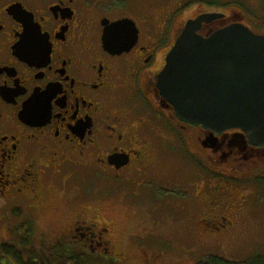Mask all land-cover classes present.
Here are the masks:
<instances>
[{
	"label": "flooded vegetation",
	"instance_id": "1",
	"mask_svg": "<svg viewBox=\"0 0 264 264\" xmlns=\"http://www.w3.org/2000/svg\"><path fill=\"white\" fill-rule=\"evenodd\" d=\"M198 20L202 37L232 26L264 37V0H0V228L28 239L19 249L38 252L33 240L46 237L37 219L52 180L124 190L175 174L181 160L201 175L190 186L209 206L193 229L198 244L239 233L264 189V146L239 129L181 122L158 89L168 54ZM78 207L49 253L116 261L113 225L91 201Z\"/></svg>",
	"mask_w": 264,
	"mask_h": 264
},
{
	"label": "rangeland",
	"instance_id": "2",
	"mask_svg": "<svg viewBox=\"0 0 264 264\" xmlns=\"http://www.w3.org/2000/svg\"><path fill=\"white\" fill-rule=\"evenodd\" d=\"M180 162L175 174L171 170L155 171L124 190L104 192L100 185V191H91L79 176L70 178L67 174L52 180L37 219L48 231L43 240H33L38 252L19 249L31 248L28 239L19 240L0 228V264H71L67 257H73L77 264H200L211 257L247 264L257 257L264 258V189L256 197L259 203L255 202L254 209L251 206L250 212L239 219V233L221 246L200 245L193 229L209 206L196 199L198 192L190 186L201 175L189 163ZM218 178L215 171H209L208 186ZM90 201L100 211V220L113 225L117 260L99 252L78 257L61 248L49 253V247L60 241L58 232L69 226L79 211L78 206ZM7 248L9 253H5Z\"/></svg>",
	"mask_w": 264,
	"mask_h": 264
},
{
	"label": "water",
	"instance_id": "3",
	"mask_svg": "<svg viewBox=\"0 0 264 264\" xmlns=\"http://www.w3.org/2000/svg\"><path fill=\"white\" fill-rule=\"evenodd\" d=\"M199 25L188 23L168 54L162 97L181 122L215 133L239 129L264 146V37L241 26L202 37Z\"/></svg>",
	"mask_w": 264,
	"mask_h": 264
},
{
	"label": "trees",
	"instance_id": "4",
	"mask_svg": "<svg viewBox=\"0 0 264 264\" xmlns=\"http://www.w3.org/2000/svg\"><path fill=\"white\" fill-rule=\"evenodd\" d=\"M4 250H5V253H9L10 252L9 251L10 249H8V248L4 249ZM75 255H78V254H75ZM80 256H82V255H79L78 257H80ZM66 260L68 261V263L77 264L76 262L73 261V257H67ZM200 264H231V263L225 262L224 260H222L220 258L211 257V258H209V260H206L205 262H202ZM247 264H264V258L257 257V258H255L254 260L250 261Z\"/></svg>",
	"mask_w": 264,
	"mask_h": 264
}]
</instances>
